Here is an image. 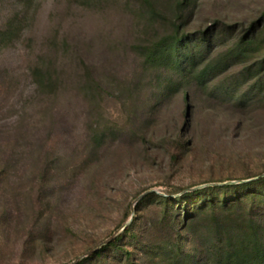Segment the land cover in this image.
I'll return each mask as SVG.
<instances>
[{
	"label": "rangeland",
	"instance_id": "374dc122",
	"mask_svg": "<svg viewBox=\"0 0 264 264\" xmlns=\"http://www.w3.org/2000/svg\"><path fill=\"white\" fill-rule=\"evenodd\" d=\"M176 2L0 0V32L12 20L19 30L0 39V264H71L120 232L147 190L177 198L264 174V110L241 115L223 93L242 65L204 86L186 62L183 79L172 45L168 61L146 58L180 27L183 54L202 68L255 23L253 56L262 60L264 0H188L182 15ZM37 68L54 73L53 87L39 86ZM171 83L181 91L161 96ZM185 127L193 146L174 160ZM164 210L158 200L135 209L139 238L124 242L135 261L175 264L174 244L160 232Z\"/></svg>",
	"mask_w": 264,
	"mask_h": 264
},
{
	"label": "trees",
	"instance_id": "16d2710c",
	"mask_svg": "<svg viewBox=\"0 0 264 264\" xmlns=\"http://www.w3.org/2000/svg\"><path fill=\"white\" fill-rule=\"evenodd\" d=\"M35 1L23 0L27 5ZM187 1L177 0L173 7L176 15H182ZM150 8L157 14L154 6L150 5ZM16 21L9 22L7 29L0 32V39L9 40L19 31ZM179 28L177 27L174 35L156 43L148 51L147 60L168 61L175 55L176 67L179 73L184 74L183 79H189L192 72L194 79L204 86L242 65L243 67L233 74V81L225 86L224 96L235 104L233 108L241 115L247 111L264 110V59L255 61L258 57L253 56L258 52L256 45L261 34L255 23L234 46L219 52L202 68H199V62L194 54H183L185 44L187 41L189 43V40L187 36L179 34ZM169 45L173 46L169 53L170 57L165 55L166 47ZM211 45L210 39L205 40L200 47V56L207 54ZM253 59L251 63L250 60ZM185 62L189 64V74H186ZM34 76L39 86L47 84L54 86V73L49 69L37 68ZM181 89L180 83L165 85L161 96L165 97L175 90L179 93ZM182 95L187 103V91L184 90ZM186 121H189V109ZM189 128L179 129L178 139L174 143L176 152L172 156L174 160L191 152L193 141L189 138L191 137ZM263 175L248 176L235 184L206 186L195 191L186 190L177 198L160 195L155 191L141 199L135 209L140 212V209L148 206L153 200L164 204L160 232H164L165 238L174 244L171 259L175 264H264ZM229 180L211 181L210 184L227 183ZM179 204L184 207L183 219L179 211L175 210L180 209ZM139 222L140 219L134 216L131 224L113 242L77 264H121L123 261L126 264H145L143 261H135L133 251L124 245L128 237L139 238L135 229ZM188 242L194 243V250H183ZM36 243L41 247L44 240L37 239ZM203 248L204 251L207 248L209 252L205 259L200 258L203 255Z\"/></svg>",
	"mask_w": 264,
	"mask_h": 264
},
{
	"label": "water",
	"instance_id": "95a60500",
	"mask_svg": "<svg viewBox=\"0 0 264 264\" xmlns=\"http://www.w3.org/2000/svg\"><path fill=\"white\" fill-rule=\"evenodd\" d=\"M264 176V175H263ZM242 182H245V181H242ZM237 182H227V183H213V184H207V185H203V186H198V187H195V188H192L188 191H195V190H198V189H201L203 187H206V186H217V185H227V184H235ZM152 192H155V190H149L147 192H145L144 194H142L135 202V205L133 206V216L131 218V220L125 224V226L122 228V230L116 234H114L112 237L108 238L107 240H105L104 242H102L101 244H99L96 248H94L93 250H91L90 252L80 256L77 260H75L74 262H72L71 264H77L78 262L82 261L84 258L86 257H89L90 255L96 253L97 251H99L100 249H102L103 247L105 246H108L111 242H113L121 233H123L125 231V229L131 224V222L133 221L134 219V214H135V207L136 205L138 204V202L143 199L146 195L152 193Z\"/></svg>",
	"mask_w": 264,
	"mask_h": 264
}]
</instances>
